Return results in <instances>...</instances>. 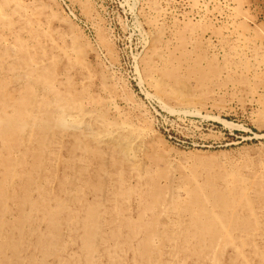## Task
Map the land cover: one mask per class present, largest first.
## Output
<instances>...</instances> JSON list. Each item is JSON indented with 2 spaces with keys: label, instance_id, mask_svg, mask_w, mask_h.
<instances>
[{
  "label": "rangeland",
  "instance_id": "obj_1",
  "mask_svg": "<svg viewBox=\"0 0 264 264\" xmlns=\"http://www.w3.org/2000/svg\"><path fill=\"white\" fill-rule=\"evenodd\" d=\"M0 264H264V0H0Z\"/></svg>",
  "mask_w": 264,
  "mask_h": 264
},
{
  "label": "bare ground",
  "instance_id": "obj_2",
  "mask_svg": "<svg viewBox=\"0 0 264 264\" xmlns=\"http://www.w3.org/2000/svg\"><path fill=\"white\" fill-rule=\"evenodd\" d=\"M222 123H223V125L225 126V127H232V124H231V122H229V121H227V120H223L222 121Z\"/></svg>",
  "mask_w": 264,
  "mask_h": 264
}]
</instances>
